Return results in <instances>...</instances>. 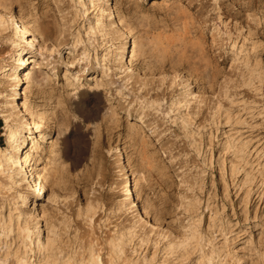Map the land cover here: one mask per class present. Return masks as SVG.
Instances as JSON below:
<instances>
[{"label": "rangeland", "instance_id": "1", "mask_svg": "<svg viewBox=\"0 0 264 264\" xmlns=\"http://www.w3.org/2000/svg\"><path fill=\"white\" fill-rule=\"evenodd\" d=\"M0 264H264V0H0Z\"/></svg>", "mask_w": 264, "mask_h": 264}, {"label": "bare ground", "instance_id": "2", "mask_svg": "<svg viewBox=\"0 0 264 264\" xmlns=\"http://www.w3.org/2000/svg\"><path fill=\"white\" fill-rule=\"evenodd\" d=\"M14 21L17 27L18 36L20 38L26 39L28 35L27 26L24 22L20 21L17 18H14ZM35 47V42L33 40H29V46L27 50L20 53L21 58L19 60V64L16 66L15 73L13 75L15 87L11 94L10 100L12 108H18L26 119L25 126H27V128L29 129L33 128V131H31L29 135H25L22 133L23 128L21 124H19L15 128L11 127L9 131L10 134L8 146L5 150L1 151L4 152V160H6L7 162L14 161L19 166V173L24 176L25 180H27L28 187L31 190L32 196L37 198L40 197V195L43 193L44 183L37 170L30 169L29 155L34 150L39 134L43 135V137L46 136L48 123L46 121H36L32 111L24 101V89L28 75L27 72L30 71L34 66L33 52ZM122 52L124 57H129L131 53V44H127ZM9 104L10 103H8V105ZM125 193L127 195V199L133 205H137L134 181H128Z\"/></svg>", "mask_w": 264, "mask_h": 264}]
</instances>
